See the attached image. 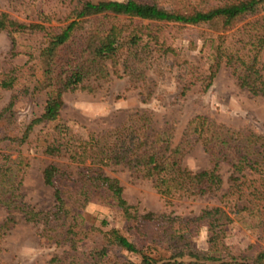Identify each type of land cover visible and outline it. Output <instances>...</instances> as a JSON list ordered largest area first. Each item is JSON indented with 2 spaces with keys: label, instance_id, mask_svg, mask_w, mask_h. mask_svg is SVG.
<instances>
[{
  "label": "rangeland",
  "instance_id": "obj_1",
  "mask_svg": "<svg viewBox=\"0 0 264 264\" xmlns=\"http://www.w3.org/2000/svg\"><path fill=\"white\" fill-rule=\"evenodd\" d=\"M84 1L97 0H0V11L18 22L41 24L47 31L57 32L74 19V12ZM142 1L179 11L218 2ZM78 20L70 42L60 46L50 59L51 66L45 65L39 54L46 44V37L41 32L14 34L19 52L9 57V37L5 31H0V72L11 68L15 75L12 88H0V157L9 155L13 160L7 166L11 168L8 175L15 180L11 184L19 194L17 201L39 215L33 221H25L21 212L11 211L13 224L7 230L0 229V264H92L93 253L102 246L106 247L103 259L108 264L140 262L138 254L106 244L103 233L109 229H117L137 245L147 244L145 236L126 229V222L114 199L103 196V192L82 201L84 195L74 194L73 188H69L82 176L88 159L81 165L70 161L65 153L49 155L44 152L45 147L63 132L70 137L69 144L77 146L78 140H86L96 132L119 126L129 112L147 110L153 112V127H159L165 121L174 123L173 144L179 140L186 121L194 115L233 129H250L264 135V97L239 88L231 70L223 62H219L210 84L204 88L206 76L214 63L213 49L219 36L226 35L225 44L238 38L239 32L234 30L247 19L238 21L232 29L223 30L215 23L188 25L114 18L112 23L124 26V34L131 32L139 39L134 46L122 44L118 48L114 66L109 60L105 61L108 71L115 70L110 79H84L81 87L78 85L62 94V103L54 120L38 121L27 129L31 120L41 114L46 93L54 86L56 72L73 60L85 30L99 22L106 24L110 21L91 17ZM239 44L235 42L234 46ZM257 59L264 63V48L258 52ZM47 67L51 69L50 74L45 72ZM11 95H14L12 105L2 112ZM194 137H188L189 147L182 157V165L191 171L209 168L208 157ZM47 164L58 168L56 181L66 200L68 210L65 214L55 210L52 190L42 181L41 172ZM98 169L101 175L117 181L122 198L133 207L131 212L160 215L147 223L149 230L173 231L178 220H172V217L190 218L205 207L219 206L231 219L223 226V250L251 256L264 248L261 228L240 209L245 190L232 188L221 197L227 189L230 172L225 163L217 166L221 183L214 192L168 200L156 193L149 179L140 178L120 165L98 166ZM248 177L256 178L257 174ZM259 183L264 192V177ZM5 214V209L0 206V222ZM188 229L191 230V247L204 250L205 225L194 222ZM157 251L160 255H167L163 249ZM51 258L55 260L50 263Z\"/></svg>",
  "mask_w": 264,
  "mask_h": 264
},
{
  "label": "trees",
  "instance_id": "obj_2",
  "mask_svg": "<svg viewBox=\"0 0 264 264\" xmlns=\"http://www.w3.org/2000/svg\"><path fill=\"white\" fill-rule=\"evenodd\" d=\"M200 1L206 3L208 0ZM73 17L74 19L59 31L51 32L41 24H24L0 11V31H5L10 40L9 57L19 52L14 34L41 32L46 37V44L39 54L45 61V65H50V59L52 60L60 46L67 41L70 42L73 30L80 21L78 19L86 17L110 19L106 24L98 21L99 23L95 26L85 30L73 60L69 61L66 68L56 72L54 86L46 93L41 114L31 120L27 129L35 122L54 120L62 103V94L78 85L81 87L80 84L84 79L88 77L110 79V74H113L115 70L108 71L105 61L109 60L110 65L114 66L118 48L122 44L134 46L139 39L131 32L124 34V26L113 24L112 19L117 17L155 22H179L188 25L215 23L219 24L223 30L232 29L238 21L247 19L234 30L239 32L238 38L230 39L225 44L226 35L219 36L218 43L213 49L214 63L206 76L207 82L204 88L210 84L219 62H223L224 66L231 70L239 88L245 89L251 95L264 97V63L257 59L258 52L264 48V0H218L213 5L202 8L190 7L182 11L166 9L142 0L84 1L76 9ZM230 35L233 36L234 32ZM235 42L240 44L234 46ZM52 62L54 64V60ZM13 72L11 68L0 72L1 89L12 88L15 80ZM45 72L50 74V67H47ZM13 99L14 95H11L2 112L9 109ZM152 114V111L147 110L129 112L119 126L96 132L86 140H78L77 146L69 144L70 137L63 132L57 140L44 149V152L49 155L65 153L70 161L81 165L88 159L82 176L76 180V184L69 185V188H73L74 194L84 195L82 201L87 200L90 195H101L104 192L102 195L114 199L121 210L126 229H133L137 235L145 236L147 241L144 246L137 245L117 229H109L103 233L106 244L138 254L139 264H200L203 262L264 264V248H260L251 256L231 254L222 249L223 226L231 220L222 207H205L196 216L190 218L174 216L172 220L178 221L173 231L165 229L157 231L156 228L149 230L147 223L154 221L160 215L151 212L143 214L131 212L133 207L122 198L121 187L117 181L99 173L98 166L120 165L140 178L149 179L156 193L164 200H168L214 192L221 183L216 172L217 166L225 163L230 172L227 176V189L221 197L232 188L245 190L244 202L241 203L240 209L251 216L254 225L259 226L264 234V192L259 183L264 177V135L250 129H233L214 123L200 115H194L186 121L179 140L173 144L174 123L165 121L161 126L153 127ZM190 135H195L194 141H198L206 153L210 163L209 168L191 171L182 165V157L189 147ZM12 162L9 155H1L0 206L6 211L0 222L1 230H7L13 224L11 211L14 209L22 213L25 221H33L39 216L38 212L27 209L23 203L17 201L19 194L15 192L11 184L14 177L8 175L11 168L7 166V163ZM251 174H257V177L249 178ZM56 175H58V168L53 164H47L41 172L43 183L52 190L55 210L65 214L68 210L66 200L56 181ZM81 188L85 190L82 191ZM224 204L226 203L223 202ZM194 222H202L205 225L206 248L204 250L191 247L189 241L191 230L188 227ZM157 246L167 252V255H160ZM105 253V246L97 248L93 253L92 264H108L103 259ZM185 258L188 260H184ZM54 260L55 258H51L49 261L51 263Z\"/></svg>",
  "mask_w": 264,
  "mask_h": 264
}]
</instances>
